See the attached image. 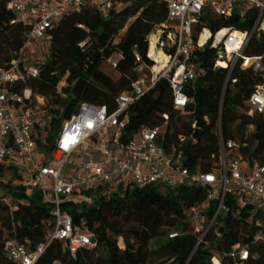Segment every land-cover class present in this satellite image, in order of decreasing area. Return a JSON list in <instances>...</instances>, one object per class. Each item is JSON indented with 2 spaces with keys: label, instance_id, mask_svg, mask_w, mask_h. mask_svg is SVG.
<instances>
[{
  "label": "trees",
  "instance_id": "trees-1",
  "mask_svg": "<svg viewBox=\"0 0 264 264\" xmlns=\"http://www.w3.org/2000/svg\"><path fill=\"white\" fill-rule=\"evenodd\" d=\"M165 16L166 8L161 0H113L107 17L88 5L79 12L65 14L47 31V54L44 61L33 65L37 74L32 76L25 75L28 66L19 57L29 27L14 21L7 0H0V71L9 69L12 60L18 59L24 78L8 88L19 94L30 89L32 102L36 96L43 98L51 114L45 128L49 142L80 102L104 105L110 112L115 108V97L140 78L139 66L152 64L147 55V36ZM248 22L233 15L227 19L211 18L206 25L214 32L230 26L244 29ZM134 46L141 63L132 54ZM114 54L118 55L113 65L115 78L102 69ZM244 54L260 56L264 63V38L253 37ZM214 58V50L209 47L192 53L191 61L203 70L194 81L184 85L193 97L192 104L175 109L169 83L160 79L128 108L124 134L143 126H157L164 121L163 114H167L168 123L159 143L170 152L172 144L178 145V137H184L178 148L181 165L189 172L208 173L217 169L220 139L227 157L238 158L247 166L264 165V112L248 114L244 103L256 85L264 84V71L253 66L245 69L234 66L222 95L219 115L228 68H213ZM232 79L236 81L230 84ZM228 142L233 144L228 146ZM159 188L158 185L133 186L122 194L102 196L87 192L94 194L92 202L63 204L74 226L82 223V228L91 234L94 247L83 246L72 253L63 242L54 240L34 264H212V256H218L221 264H234L223 254L237 243L249 248L250 258L243 264H264V242L252 241L259 226L248 221L251 207L233 215L231 210L238 208V204L228 196L229 210L218 216L207 235V244L198 245L191 254L196 235L188 210L205 199V188L189 181L172 188ZM13 202L18 204L16 210L0 202V264H13L5 254L7 239L13 237L34 250L45 241L51 220L48 205ZM171 231L178 235L169 238ZM215 231L220 233L218 237Z\"/></svg>",
  "mask_w": 264,
  "mask_h": 264
},
{
  "label": "built area",
  "instance_id": "built-area-1",
  "mask_svg": "<svg viewBox=\"0 0 264 264\" xmlns=\"http://www.w3.org/2000/svg\"><path fill=\"white\" fill-rule=\"evenodd\" d=\"M161 1L166 16L147 36V55L152 64L139 66L145 74L134 81L129 90L115 97V108L111 112L104 105L80 102L49 142H46L45 128L51 114L42 102L43 98L36 96L41 102H32L30 89L19 94L8 88L9 84L24 78L18 59L12 60L9 69L0 71V167L20 170L21 183L37 189L44 196L51 216L46 239L34 250L19 244L13 237L5 241V254L13 264H34L54 240L63 242L72 253L83 246L94 247L91 234L82 228V223L74 226L70 213L63 209V204L74 202L72 196L80 192H96L97 196L122 194L133 186L172 188L182 181L204 187L205 199L188 210L192 231L196 235L191 254L198 245L207 244V235L218 216L229 210L228 196L238 204V208L231 210L233 215L242 208L251 207L248 221L257 224L259 213L264 212V165L253 163L247 166L238 158L227 157L221 139L217 169L192 173L181 165L178 147L184 137H178V145L172 144L170 152L159 143L168 123L167 114H163L164 121L157 126H143L129 135L124 134L128 108L160 79L169 83L175 109L193 103V97L184 85L203 72L196 68L191 57L193 51H202L205 47L214 50L213 68H228L218 106L220 115L222 95L234 66L241 69L253 66L264 71V67H260L264 66L260 56L244 54L253 37L264 38V0ZM87 5L107 17L113 8V0H7V8L15 15L14 21L29 27L28 37L19 53L23 63L24 49L35 46L37 40L46 39L47 31L59 18L79 12ZM233 15L240 21L248 20L247 27H222L212 32L206 25L211 18L227 19ZM150 47L153 48L152 54L149 53ZM159 51L166 59L156 57ZM132 54L136 62H142L136 46ZM117 58L116 54L110 56L108 63L115 65ZM27 66L25 75L35 76L37 69L33 65ZM235 81L232 79L230 84ZM244 103L248 114L264 112V84L256 85ZM232 144L228 142V146ZM123 184L124 190L117 192ZM0 202L11 210L18 208L8 194L0 197ZM257 225L259 230L252 241L264 242V220ZM177 235L176 231L168 233L169 238ZM219 235L215 231V236ZM223 256L232 259L234 264H243L250 258L248 245L237 243ZM211 262L221 264L218 256H212Z\"/></svg>",
  "mask_w": 264,
  "mask_h": 264
},
{
  "label": "rangeland",
  "instance_id": "rangeland-1",
  "mask_svg": "<svg viewBox=\"0 0 264 264\" xmlns=\"http://www.w3.org/2000/svg\"><path fill=\"white\" fill-rule=\"evenodd\" d=\"M41 41L43 45L39 47L35 45L27 49H24L23 59H24L25 64L35 65L36 63L44 61L46 54H47L48 46L46 45L47 40L41 39ZM260 67H264V66H260ZM102 69L107 71L114 78L117 76V73L114 70V67L110 63H104L102 66ZM138 73L140 77H142L143 74H145V70L138 69ZM35 102L40 103L41 99L37 100L36 98ZM42 102L45 103L44 100H42ZM19 172L20 170H16L15 168L0 167V197L8 194L13 200L19 201L24 204L29 203L30 201H33L38 204L47 205L44 199V196L37 189H33L21 183L20 178H19V175H20ZM124 186L125 185L123 184L120 187V189L117 190V192L123 191ZM159 190H163V188L160 187ZM72 198H73V201L79 205L88 204L92 202L94 199L92 194L88 195L85 192L74 194ZM261 220H264V212L259 213L256 219L257 224H260Z\"/></svg>",
  "mask_w": 264,
  "mask_h": 264
},
{
  "label": "bare ground",
  "instance_id": "bare-ground-1",
  "mask_svg": "<svg viewBox=\"0 0 264 264\" xmlns=\"http://www.w3.org/2000/svg\"><path fill=\"white\" fill-rule=\"evenodd\" d=\"M205 34H207V31L205 32ZM205 34H203V36H204ZM238 35H239V34H238ZM150 49H151V50H149V53L152 54V53H153V48L150 47ZM156 57H157V58L160 57L162 60L166 59V58L162 55V53H161L160 51L158 52V54H157ZM250 61H253V60H250Z\"/></svg>",
  "mask_w": 264,
  "mask_h": 264
},
{
  "label": "crops",
  "instance_id": "crops-1",
  "mask_svg": "<svg viewBox=\"0 0 264 264\" xmlns=\"http://www.w3.org/2000/svg\"><path fill=\"white\" fill-rule=\"evenodd\" d=\"M45 40H47V39H45ZM35 45H37V46L39 47V46L43 45V43H42L41 40H37L36 43H35ZM44 45H45V44H44ZM46 45L48 46V41H47ZM92 195H94V194H92ZM95 195H97V193H95ZM72 199H73V198H72Z\"/></svg>",
  "mask_w": 264,
  "mask_h": 264
}]
</instances>
